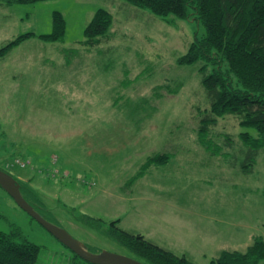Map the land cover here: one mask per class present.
<instances>
[{"label": "rangeland", "instance_id": "1", "mask_svg": "<svg viewBox=\"0 0 264 264\" xmlns=\"http://www.w3.org/2000/svg\"><path fill=\"white\" fill-rule=\"evenodd\" d=\"M99 8L113 25L87 45ZM55 11L62 39L31 36L0 57V165L36 191L40 212L93 251L137 259L106 235L111 222L197 264L264 235V148L251 172L239 165V133L255 129L226 115L210 128L214 150L198 137L208 98L197 66L177 57L204 34L202 22L170 23L126 0H0V48L52 32ZM158 153H169L164 163L141 169ZM14 228L40 245L35 264H79L0 186V230Z\"/></svg>", "mask_w": 264, "mask_h": 264}, {"label": "trees", "instance_id": "2", "mask_svg": "<svg viewBox=\"0 0 264 264\" xmlns=\"http://www.w3.org/2000/svg\"><path fill=\"white\" fill-rule=\"evenodd\" d=\"M126 1L149 9L170 23L174 22L170 16L183 20L195 18L202 22L204 34L195 35L187 51L177 57L180 65L197 66L208 98V106L201 110L198 137L204 145L202 147L208 151L214 150L215 146L208 137L210 128L226 115L237 117L244 127H253L255 132L245 130L239 133L245 146L238 148L243 153L239 160L240 167L245 172H251L260 150L264 148V0ZM53 20L52 32L22 33L0 48V57L31 36L46 41L62 39L66 29L63 14L55 11ZM112 25L113 14L105 8H99L85 28L84 43L99 45L110 33ZM144 116H140L138 122ZM168 154H155L141 169L164 163ZM0 168L10 172L1 165ZM138 177L136 175L128 183L133 185ZM20 182L26 198L37 208L39 195L29 184ZM117 222H111L106 235L135 253L139 260L147 264H197L186 253L176 254L142 233L120 227ZM71 251L79 264H94ZM39 253L40 245L27 239L20 229L14 228L9 232L0 230V264H35ZM209 264H264V235H254L245 250H223Z\"/></svg>", "mask_w": 264, "mask_h": 264}, {"label": "water", "instance_id": "3", "mask_svg": "<svg viewBox=\"0 0 264 264\" xmlns=\"http://www.w3.org/2000/svg\"><path fill=\"white\" fill-rule=\"evenodd\" d=\"M0 186L8 192L26 213L35 218L61 243L73 250L83 259L94 264H147L133 256L113 252L110 250L93 251L90 247L75 238L67 229L49 220L40 212L25 196L22 191V184L13 174L0 168Z\"/></svg>", "mask_w": 264, "mask_h": 264}]
</instances>
